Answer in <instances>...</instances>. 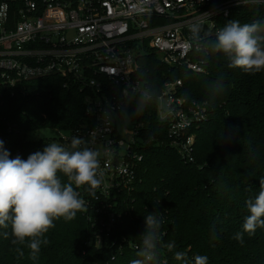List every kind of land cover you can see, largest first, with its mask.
<instances>
[{
	"label": "trees",
	"instance_id": "obj_1",
	"mask_svg": "<svg viewBox=\"0 0 264 264\" xmlns=\"http://www.w3.org/2000/svg\"><path fill=\"white\" fill-rule=\"evenodd\" d=\"M233 19L264 20V7H240L221 19L219 27ZM138 75L159 94L165 82L181 79L177 95L206 107V120L192 129L194 161H183L167 144V125L159 120L155 102L130 119L139 125L137 150L143 159L134 188L123 193L127 206L114 209L120 217L108 244L84 245L93 234L92 223L100 218L86 204L87 210L72 221L55 220L35 259L26 245L12 244L10 228L0 229V264H130L137 258L149 213L164 221L163 244L176 245L171 251L161 249L159 264H183L175 259L176 252L185 254L187 264H194L196 255L207 256L208 264H264V228L251 236L242 229L249 215L245 201L258 194L264 178V72L247 74L213 56L203 73H193L166 65L149 51L139 58ZM220 77L225 90L213 93L211 84ZM27 85L29 94L3 90L0 97V139L10 153L19 150L23 159L53 141L32 140L30 132L75 131L90 123L77 88H64L56 78ZM133 107L128 105V111ZM84 189H78L82 197ZM238 232L243 233V243L234 239Z\"/></svg>",
	"mask_w": 264,
	"mask_h": 264
},
{
	"label": "built area",
	"instance_id": "obj_2",
	"mask_svg": "<svg viewBox=\"0 0 264 264\" xmlns=\"http://www.w3.org/2000/svg\"><path fill=\"white\" fill-rule=\"evenodd\" d=\"M245 6L264 7V0H0V97L3 90L29 94L28 83L46 78L83 93L90 123L56 131L59 142L68 145L80 137L82 147L99 153L103 183L95 197L84 189L82 198L100 218L84 245L108 244L120 217L114 209L127 206L126 194L138 180L143 159L137 150L139 125L119 118L118 108L117 115L106 119V105L125 104L122 89L131 93L146 84L138 75L139 58L149 51L166 65L203 73L205 66L189 46L191 25H202V35L210 38L221 19ZM180 85L181 79L164 83L156 111L167 125L169 147L183 161L193 162L192 129L206 120V107L178 96ZM16 156L21 157L19 150L10 158Z\"/></svg>",
	"mask_w": 264,
	"mask_h": 264
},
{
	"label": "clouds",
	"instance_id": "obj_3",
	"mask_svg": "<svg viewBox=\"0 0 264 264\" xmlns=\"http://www.w3.org/2000/svg\"><path fill=\"white\" fill-rule=\"evenodd\" d=\"M202 32L199 23L191 25L189 46L202 66H207L213 56H220L228 68H238L247 74L264 72V20L251 23L230 20L216 31L214 39ZM224 90L223 77L211 84L213 93ZM120 94L126 96V103L106 105L103 111L106 119L117 115L118 108L119 118L127 122L159 100L158 88L148 84L133 87L131 93L125 87ZM128 105H134L132 112L128 111ZM82 145L85 141L74 136L68 145L51 142L42 151L23 159L10 158L11 153L0 139V229L10 228L12 244L26 245L33 259L47 242L44 236L55 227V220L72 221L79 212L87 210L78 189L85 188L95 197L103 183L99 153ZM245 205L249 215L242 229L251 236L258 228H264V178L259 180L258 194L248 198ZM163 222L156 213L144 217L137 258L130 264H159L161 249L171 251L176 247L174 242L163 244ZM212 231L215 233L214 228ZM4 235L8 236V232ZM234 239L243 243V233H236ZM175 259L187 264L183 252H176ZM194 264H208L207 256H194Z\"/></svg>",
	"mask_w": 264,
	"mask_h": 264
},
{
	"label": "rangeland",
	"instance_id": "obj_4",
	"mask_svg": "<svg viewBox=\"0 0 264 264\" xmlns=\"http://www.w3.org/2000/svg\"><path fill=\"white\" fill-rule=\"evenodd\" d=\"M126 123L129 124V122H126ZM57 137H58V132L56 130H51V129H40V130H37L35 132H30L28 134V138H30L32 140L44 139L46 141H49V140L53 139L52 142H57V143H61V144L67 145L63 141L59 142L57 140Z\"/></svg>",
	"mask_w": 264,
	"mask_h": 264
}]
</instances>
